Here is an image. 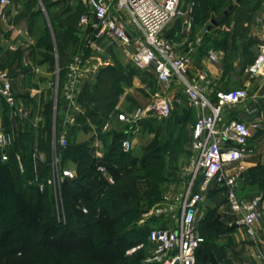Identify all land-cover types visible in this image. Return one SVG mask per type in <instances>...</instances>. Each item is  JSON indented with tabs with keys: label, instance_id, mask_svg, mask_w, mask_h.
<instances>
[{
	"label": "rangeland",
	"instance_id": "374dc122",
	"mask_svg": "<svg viewBox=\"0 0 264 264\" xmlns=\"http://www.w3.org/2000/svg\"><path fill=\"white\" fill-rule=\"evenodd\" d=\"M11 1L23 5L20 15H25L27 18L26 32L27 37L32 41L31 45L49 52L41 57H39L40 53L36 55L34 53V59H48L52 70L48 77L50 85L45 101H33L30 105L29 102L21 101L20 103L29 111L30 115L26 121L16 117L19 130L21 125L24 127V133H21L23 137L17 133L19 130L14 129V133L9 123H1L0 130L9 134L12 141L5 150L7 161L0 162V166L14 164V167H18V162H26L34 151L39 155L42 153L45 157L42 162L44 167L37 170V179L43 181L41 178L49 177L50 165L55 157L59 158L60 165L63 163L65 153L64 150L58 148V133L62 128L67 130L69 127L71 130L78 126L83 131L90 130L91 127L88 126L87 119L91 117L94 119L91 129L95 131V135L91 139L94 140V149L102 151L103 157L102 159L96 158L90 144L83 143L84 146L87 144V154L84 158H80L82 160L78 166L80 175L75 176V180L78 178L87 186L97 181V176H94L93 179L92 177L84 178L88 174L87 162L91 159L96 163V166L100 162H105L106 166H102L107 172H109L107 166L112 165L120 172L121 169L129 170V173H123L118 179L113 178L111 184L106 182L98 172L102 180L97 182L98 186L95 191V201L99 207L98 227L91 247L80 243L76 240L77 238L73 239V234L70 232L76 230H73L71 213L63 198V186L67 180L74 179H65L60 188L55 191L53 188H47L44 193L46 208L43 226L39 233L50 243V246L47 247L50 255L45 264H145V259L150 252L145 235L147 231L157 227L160 220L154 217L145 219L142 213L161 204L164 196L175 198L181 195L189 176L188 163L192 157V127L197 118V110L188 106L178 86L170 91L165 90L162 84L157 82L151 67L140 68L134 65L117 48L112 49L110 62H103L89 80L85 79L81 86L80 83L76 86L74 104L67 105L63 87L59 86L60 79L62 80L64 75L54 66L57 61L56 52L60 54L59 62L61 64L63 61H69V55L72 52L82 51L83 58L89 55L88 31L79 23L80 16L86 11L84 1ZM243 1L241 7H238L234 12L230 11L225 16L223 11L227 10L230 5L236 7V0H180L181 15L169 22L161 33V36L169 39L174 49L179 53L185 51L189 42L196 38L200 39L193 57L191 74L203 69L205 63L213 69H224L225 72L220 76V81L223 84L220 90L232 89L231 82L237 77L255 78H251L246 73V68L254 63L260 47L264 43V0ZM244 6L248 7L251 16L246 13ZM188 19L193 21V25L187 31L185 23ZM213 19L219 20L220 23L214 26L211 23ZM48 47L51 49L49 50ZM209 52L218 56L217 61H208ZM172 91H175L172 95L173 108L168 118L158 115L144 117L133 127L129 122L118 121V115L128 117L122 111H126L125 108L133 113L137 108L148 107L156 94L170 95ZM22 94V90L20 93H16V99H19ZM248 94L250 97L251 92ZM249 100L238 107L229 108V117L235 115L237 110H248ZM65 107H69V112H66ZM69 114H73L75 121L71 125H66L65 120L70 116ZM10 116L7 106L0 99L1 119L8 122ZM235 118L233 120H238ZM106 125L108 127L104 129ZM71 133H73V129ZM71 136H66L69 146L72 145ZM85 139L83 142L87 141ZM123 140H128L132 145V150L124 155L120 148ZM263 144L264 142L257 144L255 150H263ZM133 160H136L137 164L130 165ZM69 162L71 160H64L68 168L71 166ZM17 172H14L17 187L26 190V198L31 200L35 192V185L32 181L36 178L33 169L29 168L28 172L23 174L25 176L23 179L20 177L19 171ZM255 177L257 182L254 186H238L237 198L239 200H251L264 194V171L257 172ZM25 188H31L32 191L28 192ZM210 189L206 193L196 217L198 232L204 238V243L197 256H201L203 251L207 250L213 255L214 260H222L226 259L227 250L216 241L221 240L223 234L218 233L219 235L211 238L206 230L220 229L223 225L222 221L215 216L217 209L223 207V204L225 210L232 211L226 201V191L224 190L225 198L221 197L220 201H215L211 200V197L220 191ZM72 206L74 213L76 209L73 204ZM11 210L10 198L0 196V225L9 219ZM174 223L173 220H169L170 225ZM50 226L53 227L48 229ZM56 226L59 228L66 226L68 229L64 236L65 240L59 239ZM118 235L142 238L145 247L126 258L125 261L114 262L109 259L98 261L96 257L101 245L108 238H115ZM63 242H69L70 245L65 246ZM61 251L65 253L62 254ZM69 251L74 253H68ZM19 258L0 256V264ZM196 264H201L198 258Z\"/></svg>",
	"mask_w": 264,
	"mask_h": 264
},
{
	"label": "built area",
	"instance_id": "2783aa9c",
	"mask_svg": "<svg viewBox=\"0 0 264 264\" xmlns=\"http://www.w3.org/2000/svg\"><path fill=\"white\" fill-rule=\"evenodd\" d=\"M86 11L80 16L79 23L88 31L87 47L89 57L83 61L81 55L73 58L68 67V79L62 85L67 105L74 104V91L78 80L85 72H95L103 62H110L111 51L117 48L140 68L151 67L158 83L165 90L178 86L188 106L197 110V118L192 127V157L188 163V180L180 196H164L158 206L142 213L143 218H157V227L149 230L146 241L149 256L145 264H196V251L204 243L197 229V213L205 195L212 185L226 191V201L232 213L237 216V224L245 229L246 235L255 238L256 226L263 214V200L237 198L238 181L244 172L242 160L252 154L249 140L258 129L257 122L241 120L227 121L224 111L240 106L249 99L245 88L218 90L209 81L206 69L191 74L193 57L200 39L196 38L186 45L183 53L177 52L169 39L161 36L163 29L174 18L181 15L180 0H83ZM9 0H0V20L4 18ZM187 31L193 21H186ZM218 56L209 52L208 61H217ZM90 61V62H89ZM250 77L264 76V43L260 47L254 63L246 68ZM0 98L7 106L10 115L28 120L29 111L18 103L13 80L7 71L0 70ZM173 99L168 95L156 94L152 103L137 108L132 115H118V121L129 122L132 127L144 117L158 115L168 118L173 108ZM69 112V107H65ZM70 115V114H69ZM75 121L73 114L66 117L65 124ZM108 125L104 127L107 129ZM67 130L58 133L57 145L60 150L67 146ZM11 136L0 130V162L7 161L5 150L11 144ZM123 153H129L132 145L123 140L120 145ZM41 155H31L34 172L32 183L43 193L46 188L54 191L60 188L65 179H74V173L62 168L59 158L55 157L48 178L37 179V165ZM19 161V160H18ZM18 168L23 173L22 165ZM104 180L113 183V177L105 167L96 166ZM80 203V202H79ZM83 214L87 209L80 204ZM63 216V215H62ZM173 220V225L169 224ZM144 221V220H142ZM143 248L138 245L126 252L131 255Z\"/></svg>",
	"mask_w": 264,
	"mask_h": 264
},
{
	"label": "crops",
	"instance_id": "0c3cea01",
	"mask_svg": "<svg viewBox=\"0 0 264 264\" xmlns=\"http://www.w3.org/2000/svg\"><path fill=\"white\" fill-rule=\"evenodd\" d=\"M9 1H10V5L5 9L4 18L0 20V70L7 71L11 76L13 80V88L15 95L16 93H20L21 90L23 91L22 96H20V98L17 99L18 103H21V101H23L25 103L29 102L30 105L33 101L34 102H36L37 100L39 102L40 101L42 102V100L45 101L47 90L49 89V85H50V83L48 82V77L51 74L50 72L52 70V68H50L51 63L49 62L48 59H41V60L36 59L37 60L36 61L34 59V53L35 55L37 53H40L39 57H41L42 55L46 53L48 54L49 52L45 49H37L36 47H33L31 45L32 41L27 37L28 35L26 32L28 28L27 18L25 17V15L23 16L20 15L23 5L21 6V4L19 3H14L11 0ZM241 6L242 4L237 2L236 7L234 6V8L229 10V12L230 11L234 12L238 7ZM229 12H227V14ZM15 51H19V52H15ZM83 54L84 53L82 51L72 52L69 55L70 56L69 61L66 62L63 61V63L61 64L59 62L60 54L59 52H56L57 61L54 66L58 68V71L62 72L64 75L63 79L62 80L60 79L61 82L59 81L60 82L59 86L64 85L66 80L68 79L67 69L69 65L73 62V58L75 56L81 55L83 61H86L88 59L89 55L83 58ZM209 66H210L209 64L205 63L203 68L207 70L209 81L211 82L213 88L220 90V88L223 85L222 82L220 81V76H222V73H224L225 71L224 69H213L212 67ZM93 74L94 72L91 71L85 72L83 74V77L80 78L81 81L80 79L78 80L77 85H79L80 83L81 86V84L85 82V79L89 80V78ZM231 86H233L232 89L245 88L248 93L251 92V95L249 97L250 100L247 103L250 110L249 109L246 111L237 110L236 111L237 113L234 112L236 114L232 115L230 118L229 117L230 113H228L229 108H227L223 113L225 119L227 121H232L234 117H236L235 119L241 121L258 123V129L255 131L253 137L249 140V146L252 149V154L242 160L244 172L238 181V186L245 185L251 187L254 186L255 183L257 182L255 178L252 176V173L257 168H262V167L264 168V144H263V150L261 149L260 151H258V149L257 151L255 150L257 144H261L262 142H264V76L255 77L253 79H247L246 77H237L234 79V81L231 82ZM174 92L172 91V94L169 95L171 99H173L172 95H174ZM125 110L126 111L124 110L122 111L125 112V114H127L128 117L132 115V112H130L129 110L127 111V108H125ZM18 119L10 116V118H8L7 120L8 122H5L0 117V125L1 123L3 124L9 123L11 130L15 133L14 129L17 131L19 130L18 122H17ZM92 119L93 118L91 117H88L87 119V122L89 123L88 126L91 128L93 127L91 124L92 122H94V119L93 120ZM22 123L25 124V122ZM21 126H20L21 129L19 130V132H17L19 134L24 133V127L23 125ZM91 128H89L90 130L83 131L82 129H79L78 126L72 128L73 133H71L72 129L69 130L68 127L67 137L68 136L70 137L71 134H73L71 136L72 145L78 146V145H83V143L90 144L92 148L91 150H93V152L95 153L94 156L98 159H102L103 152L99 151L98 149H94V140L91 138H93V136L95 135V131ZM21 137H23V134H21ZM84 138H86L85 140L87 141L83 142ZM87 144H85L86 147ZM41 157L42 159L37 165V170L44 167L42 162L44 161L45 157L42 153H41ZM28 160H26V162L24 161V163L20 162L22 165L23 173L20 171V169L17 166L14 167V164L10 166L13 168L14 172L18 173L17 171H19L20 173L19 175L20 177H22V179L23 177H25L23 174L28 172L29 166L31 169H33L32 161L30 163V158ZM64 164L65 163L61 164L62 168L69 169L74 173L75 176H78L77 166L75 163L69 162V164H71L70 168H68L66 164L65 165ZM41 179L44 180L46 178H41ZM211 188L220 191V193L213 195L211 197L212 199L211 198L210 199L215 201H220L221 197H224L225 195L224 189L217 186L216 187L212 186ZM263 195L258 197L262 198L263 207H264ZM222 206L223 207L217 209L215 216L222 221L223 225L221 226L220 229L216 228L214 230H210L209 236L211 238H214L215 235H219L218 233L223 234L221 240L220 239L217 240L216 243H219L222 247H224V249L227 250L225 254L226 259L214 260L213 255H211V253L208 252L207 250L203 251V254H201L202 256H197L196 259L198 258V260L201 261V264H264V211L261 216L262 218L260 219L259 223L256 226L255 238H250L246 235L245 229L239 224H237V216H235L229 210H225L224 204ZM228 250H230L231 252Z\"/></svg>",
	"mask_w": 264,
	"mask_h": 264
},
{
	"label": "trees",
	"instance_id": "16d2710c",
	"mask_svg": "<svg viewBox=\"0 0 264 264\" xmlns=\"http://www.w3.org/2000/svg\"><path fill=\"white\" fill-rule=\"evenodd\" d=\"M242 4L243 0H236ZM234 6H228L227 10L224 12H229V10L233 9ZM245 11L247 14L251 16L250 10L247 6H245ZM228 15V14H227ZM217 23H220L219 20H215ZM50 50L51 48L48 47ZM113 145V144H112ZM113 148V146H112ZM64 150V160H71V162L75 163L77 166L78 176L79 174V163L82 160L80 158H84L87 154L86 146L84 145H67ZM121 153H123L121 151ZM71 156V157H70ZM105 161V160H104ZM29 163V162H28ZM31 163V158H30ZM100 165L106 166L105 162H100ZM137 164L136 160H133L130 165ZM29 165V164H28ZM87 170L88 174L84 178H90L95 176L96 182L91 183L89 186L76 180H67L65 186H63V198L67 203V208L71 213V220L73 230L70 231L73 235L72 238L78 240L80 243H83L87 247H91L94 242L95 231L98 227V213L99 207L96 203L95 195L98 183L102 180L98 175L96 170V163L93 160H88L87 162ZM30 166L28 167V169ZM108 173L116 180L123 173H129L128 169H121V172L112 165L107 166ZM264 171V168H257L252 176L254 178L257 172ZM14 170L12 167L8 165L0 166V196H8L12 203V210L10 213V217L7 221H5L2 225H0V256L2 257H12L16 259L11 262H7L5 264H45V261L49 259V251L47 247L50 246L48 239L44 236H41L40 230L43 226V217L46 208V200L44 193L46 190L41 193L38 191L37 187H35L34 196L31 200L26 198L25 191L19 189L17 187L16 181L14 179ZM41 178V177H40ZM257 180V179H255ZM28 192H31V188H25ZM80 202V203H79ZM74 205L76 211L73 213ZM80 204L86 207L87 213L83 214L80 209ZM206 222V221H205ZM209 224V223H208ZM112 226V223H110ZM110 225L108 227L110 228ZM55 226V225H54ZM53 226L48 227L50 229ZM59 232V239L65 240V235L68 231L66 226L58 227L56 226ZM210 230H214L211 228ZM210 230H206L209 234ZM48 231V230H47ZM149 231H147L145 235V240ZM78 233V234H76ZM75 234V235H74ZM78 236V237H77ZM65 246H69V242H63ZM68 244V245H67ZM138 245H143L145 247L144 241L142 238L137 237H127L123 235H118L115 238H108L100 247L98 251V256L96 259L100 262L104 261V259H109L114 262L125 261L126 258L132 256L139 252L140 250L134 252L131 255H126V252ZM203 245V244H202ZM196 251V256L202 247ZM142 248V249H143ZM62 254L65 252L61 251ZM68 253H74L69 251ZM202 256V255H201Z\"/></svg>",
	"mask_w": 264,
	"mask_h": 264
},
{
	"label": "water",
	"instance_id": "95a60500",
	"mask_svg": "<svg viewBox=\"0 0 264 264\" xmlns=\"http://www.w3.org/2000/svg\"><path fill=\"white\" fill-rule=\"evenodd\" d=\"M227 14V11L226 12H224V15H226ZM211 23L214 25V26H217L218 25V23L213 19V20H211Z\"/></svg>",
	"mask_w": 264,
	"mask_h": 264
}]
</instances>
